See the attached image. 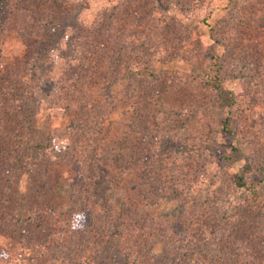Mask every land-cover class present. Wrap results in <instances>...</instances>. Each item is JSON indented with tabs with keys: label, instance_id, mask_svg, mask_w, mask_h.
I'll use <instances>...</instances> for the list:
<instances>
[{
	"label": "rangeland",
	"instance_id": "rangeland-1",
	"mask_svg": "<svg viewBox=\"0 0 264 264\" xmlns=\"http://www.w3.org/2000/svg\"><path fill=\"white\" fill-rule=\"evenodd\" d=\"M1 5L0 264H264V0Z\"/></svg>",
	"mask_w": 264,
	"mask_h": 264
},
{
	"label": "trees",
	"instance_id": "trees-1",
	"mask_svg": "<svg viewBox=\"0 0 264 264\" xmlns=\"http://www.w3.org/2000/svg\"><path fill=\"white\" fill-rule=\"evenodd\" d=\"M2 2H3V0H0V13L2 11V5H1ZM219 75H220V70L218 69L216 75L214 77L213 76L212 77H213L214 80L218 81ZM219 81H220V79H219ZM18 93L19 92H16L15 91L12 94H8L11 100H14L15 99L14 100L15 101L14 104H15V108L17 110H19L20 108H22L23 107V104L25 103L24 102V97L22 96V94H18ZM17 96H19V97H17ZM198 114L200 115V114H202V112H198ZM222 131H224L228 135H234V134H232L231 130L229 129V125H228V121L227 120L224 121V123L222 124ZM26 142H27L26 136L21 137V143L25 144ZM18 144H20V142ZM37 149H38V151H42V150H45L46 151L48 149L52 150L50 148V146H44V147L39 146ZM29 158H30V162H28L29 163L28 164L29 167H35L36 165H34L33 162H32L33 161V158L30 157V156H29ZM242 177H243L242 174H238V175H235L234 176L233 182L236 184V186H238L239 188H243V189H245V190H247V191H249L251 193H255V185L253 184V182H246V181L243 180ZM263 191H264V184H263Z\"/></svg>",
	"mask_w": 264,
	"mask_h": 264
},
{
	"label": "clouds",
	"instance_id": "clouds-1",
	"mask_svg": "<svg viewBox=\"0 0 264 264\" xmlns=\"http://www.w3.org/2000/svg\"><path fill=\"white\" fill-rule=\"evenodd\" d=\"M83 219H84V217H83L82 214H80V215H78V216L76 217V220H77V221H82ZM77 227H82V225L79 224V223H74V224H73V228H77Z\"/></svg>",
	"mask_w": 264,
	"mask_h": 264
}]
</instances>
